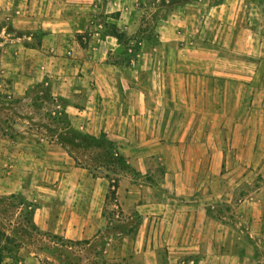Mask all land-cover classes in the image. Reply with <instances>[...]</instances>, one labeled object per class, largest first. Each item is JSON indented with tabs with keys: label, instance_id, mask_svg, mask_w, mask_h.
<instances>
[{
	"label": "crops",
	"instance_id": "1",
	"mask_svg": "<svg viewBox=\"0 0 264 264\" xmlns=\"http://www.w3.org/2000/svg\"><path fill=\"white\" fill-rule=\"evenodd\" d=\"M94 1L0 0V93L21 98L46 83L68 103L76 128L105 134L140 174L124 176L117 189L123 218H139L118 258L158 264L160 245L171 263L186 251L197 264H264V185L243 203L255 246L245 253L230 248L226 217L212 215L239 186L230 175L264 157V0L185 6L177 32L163 33L156 46L142 43L133 63L115 37L94 33ZM123 17L115 21L120 32L133 28ZM84 33L85 48L77 40ZM14 162L10 193L50 196L33 212L41 232L75 242L105 232L108 179L94 178L56 144L0 137V168Z\"/></svg>",
	"mask_w": 264,
	"mask_h": 264
},
{
	"label": "rangeland",
	"instance_id": "2",
	"mask_svg": "<svg viewBox=\"0 0 264 264\" xmlns=\"http://www.w3.org/2000/svg\"><path fill=\"white\" fill-rule=\"evenodd\" d=\"M140 1L144 5L136 9V4ZM152 1L95 0L94 8L89 13L91 27L94 33L99 32L103 37L108 25L115 24L116 21L113 17L115 13L110 12L120 10L122 14H125V17L132 21L133 28L122 32L126 38L120 45L123 58L125 57L124 59L131 63L136 60L142 43L149 42L156 46L165 36L163 33L177 32L179 28L177 17L182 15L185 6L199 0H175L176 3L168 4L158 16H154L156 9L148 6ZM206 1L217 4L221 0ZM96 6H99L100 9ZM82 36L85 39L90 38L89 33H84ZM83 41L85 42V40ZM121 59L122 56L118 55L111 61L120 63ZM67 108L68 103L65 100L51 96L46 83L28 89L25 96L21 98H9L7 93H0V137L14 139L15 142L26 146L47 147L50 143L62 147L61 143H65L74 153L73 156L68 154L74 161V157L77 156L81 163L95 167L98 166L95 163L97 160H99L97 163L100 166L107 164V162L100 161V154L104 152L102 149L80 147L70 141L74 140V136L68 121L75 130L82 134L86 133L72 124ZM13 160L17 161V158L13 157ZM261 160H264V157L250 158V166H246V170H238L230 175L232 184L234 186L239 184L238 187L228 191L227 197L231 202L227 203L222 201L223 199L221 201L218 199L215 209L212 210V215L218 218L226 217L229 229V246L236 253L241 251L245 253V250H248L250 246H254L247 237L248 224L241 219V216L247 212V207H244L243 203L247 199L255 197L256 192L264 185V171L260 170V166H256L262 162ZM15 164L14 162L10 166L3 165L0 168V198L17 196V200L12 203L0 202V230L7 227L13 231L12 244L6 243L5 239L0 237V255L6 258L5 261L18 263L20 259H23L24 261L29 260V264H47V262L50 264H94L100 263L104 259L111 264H136L130 258L120 259L115 254L117 246L125 237L131 236L132 238L134 236L139 224V218L130 221L123 218L120 208L115 206L116 199L107 201L106 230L98 239L90 241V245H74L72 249H66L62 242L52 237L58 235L47 233L49 236H38L31 235L32 231L23 230L22 225L25 224L27 212L30 209L35 211L42 204L49 203L50 196L46 191H39L36 194L35 190L33 193H30L31 190L10 193L14 190V185L10 183L9 174L6 171L13 172ZM107 174L108 172L104 168L98 169L96 173L98 178L104 179ZM110 176L116 178L113 174ZM7 211L8 213H6ZM9 212L12 213L9 214ZM49 248L51 250H48ZM256 250L257 247L254 253ZM262 252L264 251L262 250ZM198 261L199 258H196L194 254L184 251L178 260H173L171 263L167 247L159 245L158 264H197Z\"/></svg>",
	"mask_w": 264,
	"mask_h": 264
},
{
	"label": "trees",
	"instance_id": "3",
	"mask_svg": "<svg viewBox=\"0 0 264 264\" xmlns=\"http://www.w3.org/2000/svg\"><path fill=\"white\" fill-rule=\"evenodd\" d=\"M174 3H176L175 0H153L151 4H149L148 6H150V8L153 7L154 9H156V14L154 16H158L163 9H166L168 4L173 5ZM143 5L144 4L142 1L138 2V4H136V9H138L139 7H143ZM113 17L116 20H119L121 17V12L115 13ZM108 35L115 37L119 43H121L122 40L126 38L125 34L120 32L116 24L108 25V28L104 36H108ZM77 40L80 42V45L83 48L86 47V44L83 41L82 35H78ZM116 64H120V63H116ZM68 125L71 128V133L74 136V140H70V141H72V143L74 142L76 146L86 147L89 149H93V148L102 149L104 151L103 154H100V161L107 162V164L105 165L101 164V166L100 164L97 163L99 162V160L95 162L98 165L95 167L90 164L81 163V161L77 158V156L74 158H75V162L77 163V165H80L88 169L92 173L94 178H98V176L96 175L98 169L104 168L108 172L107 176L105 177L106 179L110 180V192L107 196V201L111 199L115 200L116 195H117V189L120 185L121 178L127 174L135 175V176H139L140 174H138L137 172H135L134 169H132L127 159H125L123 156L119 154L115 143L110 141L105 134H101L98 137L92 136L90 134H82L78 132L77 130H75L69 121H68ZM61 145L68 152V154H70V156H73L74 153L71 151V148L68 147V145H66L65 143H61ZM98 173L103 175L101 172H98ZM110 174H113L114 176H116V178H112ZM16 200H17V196L15 195L0 198V202L2 203L5 201L12 203L13 201H16ZM33 212H34L33 209H30L27 212V215L25 218V224L22 225L23 230L32 231L31 235H38V236L48 235L49 236V234L41 232L34 225L33 219H32ZM6 213H8V211ZM10 213L12 212H9V214ZM12 234H13V231L10 228L3 227V229L0 230V237L4 238L5 242L8 244H12L13 242V239L11 236ZM52 237L62 242L63 247L66 249H72L74 245H82V244L90 245L91 244L90 241L75 242V241H71L63 237H60V236H52ZM48 250H51V248H49ZM5 260L6 258L0 255V264H4ZM47 264H50V263L47 262ZM94 264H111V263L103 259L100 263H94Z\"/></svg>",
	"mask_w": 264,
	"mask_h": 264
}]
</instances>
